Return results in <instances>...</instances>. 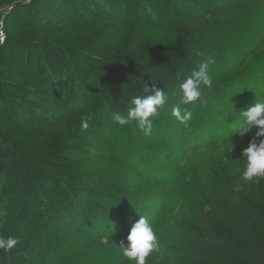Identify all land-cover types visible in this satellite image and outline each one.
<instances>
[{"label":"rangeland","instance_id":"1","mask_svg":"<svg viewBox=\"0 0 264 264\" xmlns=\"http://www.w3.org/2000/svg\"><path fill=\"white\" fill-rule=\"evenodd\" d=\"M46 1L0 0L6 36L2 40L0 32L1 111H10L11 99L38 107L28 88L30 83L37 85L34 74L22 63L41 68L40 76L45 60L70 61L76 74L86 64L88 72L80 76L91 73L97 86L89 88V98L82 96L85 115L76 118L49 112L44 120L31 119L41 123L31 127L14 120L7 125L0 117V237L19 241L12 250L0 249V264H38L33 256L40 257L39 264L54 258L59 260L56 264H120V244H126L139 215L148 217L159 240V248L147 264H175L178 240L198 216L193 205L200 190L223 184L219 177L228 170L233 185L228 183L227 188L240 185L241 190L264 196V178L259 183L240 178L241 154L256 130L243 137L233 131L236 115L254 106L256 100L264 101V50L255 48L249 34L264 28V0H241L216 19H208L203 27L83 21L92 19L96 11L90 6L84 16L69 14L73 20L63 26L37 31L38 17L50 7ZM117 1L93 3H99L101 10L104 3L118 10ZM163 7L169 10L171 1L164 0ZM155 12L159 16L160 9ZM132 15H139L138 8ZM29 23L34 26L23 28ZM247 23L263 27L243 29ZM262 37L264 40V30ZM208 56L215 61L209 66L213 84L202 89V101L187 106L193 118L186 127L171 111L180 101L179 84ZM153 84L165 90L168 102L152 118L151 133L146 136L136 121L119 125L115 117L126 116L132 98L147 95L145 89ZM82 118L88 119L87 130L80 127ZM50 167L62 173V181L71 178L75 185L87 178L88 184L98 186L99 196L84 200L85 206L90 205L89 220H80L92 226V231L74 239L52 221L56 203L49 199L50 191L44 185V171ZM6 203L17 207L11 218ZM96 222L104 230H95ZM109 226L113 228L107 230ZM110 234L115 242L101 253L94 245ZM210 264L248 263L235 253H226Z\"/></svg>","mask_w":264,"mask_h":264},{"label":"trees","instance_id":"2","mask_svg":"<svg viewBox=\"0 0 264 264\" xmlns=\"http://www.w3.org/2000/svg\"><path fill=\"white\" fill-rule=\"evenodd\" d=\"M51 1H46V4L50 7L38 17L39 22L35 26L29 23L23 28H32L34 26L37 31L46 32L73 20L68 16L69 14L86 15L90 6L91 10L96 11L90 17L92 19H83V21L106 24L132 20L141 26L157 28L163 26L176 29L203 27L208 19H216L222 10L233 8L241 2V0H168L169 2L171 1V8L167 10L163 7L164 0H118V10L109 7L107 3L103 4V10H101L100 4L97 2L93 3V0H76L75 2L73 0H54V5L51 4ZM135 7L139 10V15L136 18L132 15ZM158 9H160L159 16L155 12ZM74 18L79 19L78 17ZM250 23L243 26V29L248 26L252 29L263 27V24L260 26L257 24L250 25ZM263 30L264 28L260 29L258 33H251L250 30L249 33L253 36L252 44L255 45V48L257 45L260 51L264 50ZM91 58L95 59V57ZM22 66L25 67V70L34 74L33 82L37 85L33 87L34 83H30L28 88L32 95L31 97L36 103L35 105L38 107H33L26 101L11 99L9 103L11 106L10 111L7 109L6 113L0 109V117L5 124L8 125L14 120L33 127V124L41 123H35L31 119L37 117L39 120H44L48 118L49 112H58L75 118L85 115L83 107L86 102L82 96L86 94V97L89 98V88L95 84L97 86V79L91 73L80 76L81 73L88 72L87 69L89 67L86 64H83L76 74V68L70 61L56 58L52 62L45 60L41 76L39 75L41 68L38 66L34 68V63L32 65L22 63ZM73 97H75V100L72 99ZM72 105H76L74 107L76 109L72 108ZM2 106V101H0V108ZM43 108L48 111H42ZM93 131L99 132L98 130ZM240 168L242 169V167ZM28 171L34 174L32 172L34 170L28 168ZM44 176L46 181L44 184L45 189L50 191L49 199L56 203L54 207L56 211L53 212L52 221L57 223L56 225L65 233L71 234L74 239L80 233L83 235L87 231H92V226L87 225L86 222H84L86 225H83L80 220H89L91 214L90 205L85 206L84 200L89 196L92 198L99 196L98 186L88 184L87 178H80L83 182H77L75 185L71 183V178L62 181L60 180L63 178L62 173L58 169L51 167L44 171ZM220 179L225 182L219 186H217V182L200 190L198 194L199 204L196 202L193 205L194 212L198 216L190 221L191 228L186 229V233L178 240L179 249L178 251L176 249V255L179 259H176L175 264L215 263L219 257L226 253H235L248 264H264V196L252 193L251 190H237V187H232V177L228 170L225 176L219 177ZM228 183L232 184L230 185L232 188H227ZM38 194L42 195L43 191L39 190ZM213 196H215V199ZM6 206L8 218H11L17 207L13 203H6ZM44 216V214L41 215V217ZM93 226H95V230L99 231L105 228L104 226H99L97 222L93 223ZM109 227L111 228L107 230L113 228V226ZM85 237H88V235H85ZM106 237L110 241L108 245L101 243L102 240L100 239L94 245L95 248L98 247L101 253H104L106 248L112 246L115 242L114 234L105 235ZM91 239L93 237H89V240ZM32 259L34 263L39 264L41 262L39 256H33ZM50 262L48 261L46 264H56L59 260L54 258ZM120 264H129V261L123 257Z\"/></svg>","mask_w":264,"mask_h":264},{"label":"clouds","instance_id":"3","mask_svg":"<svg viewBox=\"0 0 264 264\" xmlns=\"http://www.w3.org/2000/svg\"><path fill=\"white\" fill-rule=\"evenodd\" d=\"M198 56L204 55L197 52ZM215 63L211 56L206 57L199 63L198 69L193 70L179 84L180 101L172 107V116L186 127L193 118V113L187 106L202 101V89L211 88L213 80L209 75V66ZM145 96H136L131 100L133 105L128 109L126 116L117 115V123L121 126L132 121L138 122L139 128L147 136L152 131V118H155L160 109L168 102L165 90L158 89L155 84L147 87ZM181 105L184 107L182 108ZM235 115V114H234ZM236 123L233 131L241 137L249 134L255 129V135L241 154L243 171L241 180L247 183H259L264 178V101L256 100L254 106L236 115ZM82 130L89 127L88 119L82 118ZM240 185H237L239 190ZM19 243L15 237H0V249L5 252L14 249ZM101 243L108 245L109 239H102ZM159 248L158 236L147 216L139 215V219L132 225L125 242H121L120 251L127 258L129 264H147L148 257Z\"/></svg>","mask_w":264,"mask_h":264},{"label":"built area","instance_id":"4","mask_svg":"<svg viewBox=\"0 0 264 264\" xmlns=\"http://www.w3.org/2000/svg\"><path fill=\"white\" fill-rule=\"evenodd\" d=\"M3 26H4V23H3V21L0 20V32L2 31L1 39L5 40L6 36L4 35V32H3Z\"/></svg>","mask_w":264,"mask_h":264}]
</instances>
